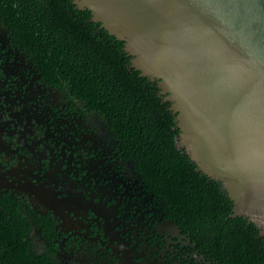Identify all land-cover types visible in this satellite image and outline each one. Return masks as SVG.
I'll return each instance as SVG.
<instances>
[{
  "label": "flooded vegetation",
  "instance_id": "flooded-vegetation-1",
  "mask_svg": "<svg viewBox=\"0 0 264 264\" xmlns=\"http://www.w3.org/2000/svg\"><path fill=\"white\" fill-rule=\"evenodd\" d=\"M138 147L0 18V221H20L57 263L236 264L147 182Z\"/></svg>",
  "mask_w": 264,
  "mask_h": 264
},
{
  "label": "water",
  "instance_id": "water-1",
  "mask_svg": "<svg viewBox=\"0 0 264 264\" xmlns=\"http://www.w3.org/2000/svg\"><path fill=\"white\" fill-rule=\"evenodd\" d=\"M156 81L182 147L264 242V0H71Z\"/></svg>",
  "mask_w": 264,
  "mask_h": 264
},
{
  "label": "trees",
  "instance_id": "trees-1",
  "mask_svg": "<svg viewBox=\"0 0 264 264\" xmlns=\"http://www.w3.org/2000/svg\"><path fill=\"white\" fill-rule=\"evenodd\" d=\"M0 18L59 86L99 111L124 141L138 139L142 174L190 230L217 241L236 264H264V242L243 216H229L232 201L220 181L176 147L174 115L156 81L130 65L123 44L91 21L88 9L71 0H0ZM28 229L20 221H0V264H64L49 248L36 250Z\"/></svg>",
  "mask_w": 264,
  "mask_h": 264
}]
</instances>
